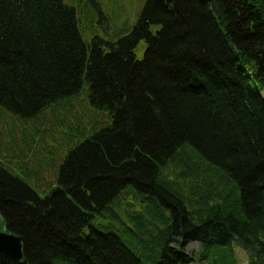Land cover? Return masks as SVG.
<instances>
[{
  "label": "trees",
  "instance_id": "trees-1",
  "mask_svg": "<svg viewBox=\"0 0 264 264\" xmlns=\"http://www.w3.org/2000/svg\"><path fill=\"white\" fill-rule=\"evenodd\" d=\"M83 93L107 126L71 112ZM0 106L65 111L51 151L71 145L50 181L52 160L26 172L42 197L0 162L25 264H144L98 217L141 227L153 264H240L236 248L264 264V0H148L128 35L90 45L64 0H0Z\"/></svg>",
  "mask_w": 264,
  "mask_h": 264
},
{
  "label": "rangeland",
  "instance_id": "rangeland-1",
  "mask_svg": "<svg viewBox=\"0 0 264 264\" xmlns=\"http://www.w3.org/2000/svg\"><path fill=\"white\" fill-rule=\"evenodd\" d=\"M148 0H64L66 5L76 8L79 30L83 40L90 45L96 37L106 41L118 42L122 37L129 34L135 29L142 15L143 9ZM144 45L139 53L140 58L144 57ZM71 112L82 117L85 123L92 119L90 128L101 122L102 126L108 125L110 121L109 113L106 111H98L89 106L84 93L78 100L72 102ZM65 111L57 112L54 108L44 112L38 119H24L16 116L0 106V162L4 168L11 174L26 181L41 196H44L42 188L36 186V173H33L32 179L27 178L26 172L37 171L35 166L38 161H50L46 172L41 174L47 181L49 177L54 176L55 171L60 167L62 158L69 151L71 145L60 150L51 151L47 149L50 144H55L56 140L61 144L64 139L62 129L59 127L64 118ZM72 121V116L67 114ZM108 122V123H107ZM106 125V126H107ZM49 128L50 132H46L45 128ZM33 150V153H31ZM22 163L18 167V163ZM35 178V179H34ZM92 227L100 233H115L123 241V243L131 249L144 264H153L155 260L153 252L139 251L141 239H146L142 235V228L129 220H105L102 217L92 221ZM90 234V229L85 232ZM190 253H199L200 245L191 244L189 246ZM241 263H246V254L239 251ZM245 255V256H244ZM151 258V260H148ZM240 262V261H239Z\"/></svg>",
  "mask_w": 264,
  "mask_h": 264
},
{
  "label": "water",
  "instance_id": "water-1",
  "mask_svg": "<svg viewBox=\"0 0 264 264\" xmlns=\"http://www.w3.org/2000/svg\"><path fill=\"white\" fill-rule=\"evenodd\" d=\"M23 239L8 230V224L0 213V252L18 264H25Z\"/></svg>",
  "mask_w": 264,
  "mask_h": 264
},
{
  "label": "clouds",
  "instance_id": "clouds-1",
  "mask_svg": "<svg viewBox=\"0 0 264 264\" xmlns=\"http://www.w3.org/2000/svg\"><path fill=\"white\" fill-rule=\"evenodd\" d=\"M178 239H179V237H178ZM175 246H176V247H179V244H176Z\"/></svg>",
  "mask_w": 264,
  "mask_h": 264
}]
</instances>
